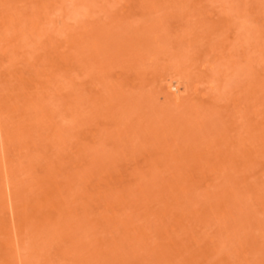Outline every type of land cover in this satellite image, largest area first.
Listing matches in <instances>:
<instances>
[{
    "label": "rangeland",
    "instance_id": "obj_1",
    "mask_svg": "<svg viewBox=\"0 0 264 264\" xmlns=\"http://www.w3.org/2000/svg\"><path fill=\"white\" fill-rule=\"evenodd\" d=\"M40 1L0 0V264H264V0Z\"/></svg>",
    "mask_w": 264,
    "mask_h": 264
},
{
    "label": "bare ground",
    "instance_id": "obj_2",
    "mask_svg": "<svg viewBox=\"0 0 264 264\" xmlns=\"http://www.w3.org/2000/svg\"><path fill=\"white\" fill-rule=\"evenodd\" d=\"M41 1H42V0H41ZM41 1H40V2H41ZM43 1H44V0H43ZM48 1H50V0H48ZM41 3H42V2H41ZM46 3H47V2H46ZM46 3H45V5H46ZM50 3L52 4L53 2L51 1ZM43 5H44V3H43ZM45 5H44V7H45ZM41 6H42V5H41ZM46 7L48 8L49 5H47ZM46 7H45V8H46ZM42 8H43V7H42ZM49 8H50V7H49ZM5 16H6V15H5ZM34 17H35V15H34ZM36 17H37V16H36ZM36 17H35V18H36ZM5 18H7V17H4V19H5ZM4 19H3L2 16H1V20H2L3 22L0 23V24H2V27L0 26V29L2 28L3 30H6V29H7V23H9V22L11 21V17H8V18H7V19H8V22L6 21L7 19H6V20H4ZM4 21H5V22H4ZM14 21H15V19L13 20V18H12V21H11V22H14ZM6 22H7V23H6ZM4 25H5L6 27H5ZM8 25H9V24H8ZM4 27H5V28H4ZM34 29H35V28H34ZM5 34H6V33H5ZM0 35H3V33H2V34L0 33ZM16 37H17V36H16ZM16 37H15V39H16ZM17 39H18V38H17ZM0 42H1V41H0ZM14 46H16V45H14ZM17 47H19V46H17ZM14 49H15V48H14ZM16 50H18V49L16 48ZM0 52H1V51H0ZM2 52H3V51H2ZM1 54H2V53H1ZM4 54H5V52H4ZM4 54H3V57H2V58H4V56H5ZM1 56H2V55H1ZM171 79H172V78H171ZM173 79H174V78H173ZM176 81H177V80H176ZM176 83H178V81H177ZM170 84H172V83H170ZM173 84H174V82H173ZM168 85H169V84H168ZM175 85H176V84H175ZM177 85H178V84H177ZM177 85H176V86H177ZM173 86H174V85H173ZM174 87H175V86H174ZM178 87H179V86H178ZM170 88H172V87L170 86ZM170 88L168 87V90H169ZM172 90H173V89H172ZM175 91H176V90H175ZM178 92H179V91H178ZM178 92L176 91V93H178ZM178 94H179V93H178ZM11 99H12V98H11ZM27 111H28V110H27ZM24 112L26 113V111H24ZM27 114H28V112H27ZM27 114L25 115V114L21 113L22 116L19 115V117L22 118V119H24V115H25V117H26ZM28 115H29V114H28ZM27 117H28V116H27ZM60 133H61V131H60ZM4 134H5V136H6V137H5L6 140H8V139H9V135H8L7 131H5ZM56 136H57V135H56ZM53 137L55 138V136H53ZM57 137H58V136H57ZM54 138H53V139H54ZM59 139H62V138H58V142H59ZM6 142H7V141H6ZM10 142H11V140L8 142V144L5 143V150H7V152H8V148H9L8 146H11V147L13 146V145H10V144H11ZM61 143H63V142L61 141ZM6 144H7V145H6ZM54 144L57 145V144H60V142L57 143V144H56V143H53V147H54ZM12 148H15V147H12ZM18 148H19V147H18ZM9 149H10V148H9ZM13 150H15V149H13ZM18 150H19V149H18ZM18 150H17V151H18ZM15 152H16V151H15ZM10 158H12V157H10ZM10 160H11V159H10ZM91 164H92V163H91ZM86 165H87V164H86ZM88 165H89V164H88ZM88 165H87V166H88ZM20 166H21V165H20ZM22 166H23V164H22ZM27 166H29V164H28ZM27 166H26V167H27ZM45 166H46V165H45ZM84 166H85V164H84ZM26 167H24V169H25ZM48 167H49V165H48ZM85 167H86V166H85ZM21 168H22V167H21ZM21 168H20V169H21ZM30 168H31V167H30ZM45 168H46V167H45ZM51 168H52V167H51ZM22 169H23V168H22ZM24 169H23V170H24ZM47 169H49V168H47ZM17 170H19V169H17ZM17 170H16V171H17ZM26 170H28V169L26 168L25 171H24V173H25V172H28V171H26ZM29 170H30V169H29ZM31 170H32V168H31ZM54 170H56V169L54 168ZM12 171H13V170H12ZM45 171L48 172L46 169H45ZM45 171H44V173H46ZM51 171H53V169H51ZM17 172H18V171H17ZM57 172H58V171H57ZM76 173H78V171H77ZM12 174H13V172H12ZM25 174H26V173H25ZM50 174H51V173H50ZM50 174H49V175H50ZM53 174H54V173H53ZM4 175H5V178H7L9 174L6 172ZM14 175H15V174H14ZM45 175H47V174H45ZM76 175H78V174H76ZM12 176H13V175H12ZM43 176H44V175H43ZM43 176H42V178H44ZM86 176H87V175H86ZM86 176H85V177H86ZM16 178H17V177H16ZM49 179H51V178L49 177ZM80 179H81V178H80ZM83 179H85V178H82V180H83ZM42 181H43V180H42ZM16 182H17V181H16ZM9 183H10V180H9ZM37 183H38V182H37ZM10 184H11V183H10ZM17 184H18V183H17ZM137 187H138V186H137ZM138 188H139V187H138ZM136 190H138V189H136ZM136 190H134V191L137 192ZM140 190H141V187H140ZM138 191H139V190H138ZM55 192H56V191H55ZM135 192H134V193H135ZM140 192H141V191H140ZM51 193H52V192H50V194H48V193L46 194V193H45V194H46V196L44 195V199H45V201H49V200L51 199V198H50L51 195H52ZM134 193H133V194H134ZM135 194H137V193H135ZM117 197H118V196H117ZM117 199H118V198H117ZM120 201H121V200H120ZM58 204H60V203L58 202ZM114 204H115V203H114ZM114 204H113V205H114ZM55 205H57V204L55 203L54 205H51V207H50V209H51L53 212H54V211L57 212V208H56V207L54 208ZM114 206H115V205H114ZM57 207H58V206H57ZM63 207H64V206H63ZM107 207H108V206H107ZM109 207H111V206H109ZM109 207H108V208H109ZM112 207H113V206H112ZM112 207H111V208H112ZM60 208H61V207H60ZM106 209H107V208H106ZM62 210H64V209L62 208ZM66 210H67V209H66V207H65V210H64V211H66ZM64 211H63V212L61 211V212H62L61 215L64 213ZM106 211H107V210H106ZM108 211H110V210L108 209ZM55 212H54V213H55ZM111 212L114 213L113 210H111ZM112 213H111V215H112ZM61 215H59L58 217H60ZM116 215H117V214H116ZM116 215H113V216H116ZM63 216H64V214H63ZM63 216H62V217H63ZM109 217H110V215H109ZM117 217H118V216H117ZM117 217H116V218H117ZM60 218H61V217H60ZM111 218H113V217L111 216L110 219H111ZM114 219H115V218H114ZM117 219H118V218H117ZM62 221H63V220H62ZM113 221H114V220H113ZM35 228H36L37 230H42V229H41V228H42V225H41V224L37 225V224L35 223L34 229H35ZM150 228H151V227H150ZM24 230H25V228H23V226H22V224H21V229L19 230L18 233H19L20 235H23ZM130 230H131V228H130ZM141 230H142V229H141ZM141 230H140V231H141ZM150 230H151V229H150ZM128 231H129V230H128ZM133 231H134V229H133ZM44 232H45V229H44ZM148 232H149V231H146V230H145L144 233L146 234V233H148ZM144 233H143V234H144ZM145 234H144V237H146ZM147 235H148V234H147ZM62 236H64V234H63ZM62 236H61V237H62ZM57 237H58V236H57ZM57 237H56V238H57ZM59 237H60V236H59ZM127 237H129V235H128ZM127 237H126V240L128 239ZM134 237H136V236H134ZM142 237H143V236H142ZM144 237H143V238H144ZM124 238H125V237H124ZM138 238H139V237H138ZM57 239H59V238H57ZM62 239H63V238H62ZM130 239H132V241H133V238L130 237ZM126 240H125V241H126ZM136 240H137V239H136ZM139 241H140V240H139ZM139 241H138V242H139ZM134 242H135V241H134ZM136 243H137V242H136ZM136 243H135V244H136ZM4 245H5V248H11V246H12V242H11V241H6V242L4 243ZM35 251H36V250H35ZM35 251H34V252H35Z\"/></svg>",
    "mask_w": 264,
    "mask_h": 264
}]
</instances>
